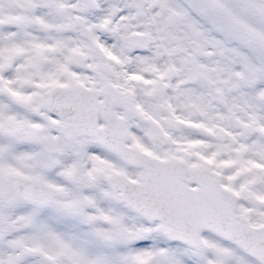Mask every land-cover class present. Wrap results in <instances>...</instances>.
Here are the masks:
<instances>
[{
  "label": "snow or ice",
  "instance_id": "1",
  "mask_svg": "<svg viewBox=\"0 0 264 264\" xmlns=\"http://www.w3.org/2000/svg\"><path fill=\"white\" fill-rule=\"evenodd\" d=\"M0 264H264V0H0Z\"/></svg>",
  "mask_w": 264,
  "mask_h": 264
}]
</instances>
